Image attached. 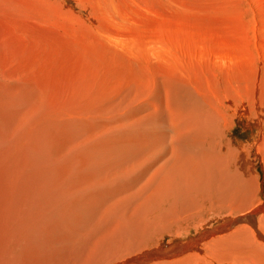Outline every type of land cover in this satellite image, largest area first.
Here are the masks:
<instances>
[{
    "label": "rangeland",
    "instance_id": "obj_1",
    "mask_svg": "<svg viewBox=\"0 0 264 264\" xmlns=\"http://www.w3.org/2000/svg\"><path fill=\"white\" fill-rule=\"evenodd\" d=\"M34 3L42 9L35 6L33 11L43 12L49 20L35 22L32 18L35 13L29 14V10L23 13L35 22L27 23L32 31L29 27L31 33L23 41L27 44L22 43L16 49L18 61L11 55L14 61L9 63L10 73H0V264H74L82 256L76 248H84L90 240L88 224L92 223L91 233L99 228L105 208L100 211L98 208L107 204L104 193L110 194L109 183L99 189L92 180H100L99 173H109L110 168V175L116 174L114 166L118 163H128L119 168L141 163L139 168L143 169L151 161L169 163L170 139L175 131L168 129L165 86L176 85L171 81H186L204 94L207 82L214 84L228 79L230 85L244 80L250 83L255 73L259 77L256 84L260 85V76L264 77V0H35ZM17 12L14 9L9 15ZM14 72L19 75L14 77ZM175 90L179 98L183 91L178 85ZM16 93H20L19 98ZM67 115L75 116L65 120ZM73 123V127L69 126ZM245 123L236 119L234 126L226 130L225 139L234 143L253 141L256 130L245 129ZM125 143L131 148L127 149ZM179 150L182 158L183 148ZM251 169L246 187L254 188L251 205L255 207L264 203L263 164L254 163ZM48 178L58 179L57 183ZM88 181V191L96 190L101 198L90 207L81 208L83 205L77 198H83V184ZM234 196L232 203L221 211L204 209L196 217H175L170 224L160 226L159 231L145 236L139 248L115 250L104 259L105 264L155 252L164 245L184 244L199 237L206 228L212 230L223 220L247 213L248 205L237 201L239 194ZM168 204L165 208L169 210ZM205 204L204 198L207 207ZM25 210L27 214L20 213L26 217L19 215V211ZM26 218L29 225L24 223ZM201 219L203 226L198 223ZM263 220L260 217L257 223L240 224L248 230L244 229L252 243L251 252L248 253L243 241L229 246L224 243L225 252L222 246L219 248L224 257L230 246L235 255L241 251L242 255L248 253V258L250 254L257 256L259 248H264V239L255 235L258 231L254 227L264 234ZM34 225L37 231L41 226L42 234L34 232ZM234 231L229 229L226 233ZM38 233L49 239L48 250L42 243V253L48 256L34 252V244L27 242ZM81 234H85L84 239L79 237ZM40 235L34 238L37 246ZM127 236L124 235L125 240L121 238L123 241L118 239L120 246L134 244L135 240ZM77 239L78 245L70 246ZM83 252L84 249L80 250ZM84 262L88 263L87 259Z\"/></svg>",
    "mask_w": 264,
    "mask_h": 264
},
{
    "label": "bare ground",
    "instance_id": "obj_2",
    "mask_svg": "<svg viewBox=\"0 0 264 264\" xmlns=\"http://www.w3.org/2000/svg\"><path fill=\"white\" fill-rule=\"evenodd\" d=\"M34 1L32 4V0H0V73H3V75L10 73V66L12 64L9 63L10 61H14V59L12 60L13 57H15L16 59V56L18 55L15 54L17 51L16 49H18V47H22V43H26L23 41L26 40V38L30 35L32 31V28L30 26H27V23H45L49 20V18L48 20L44 18V14H42V11L41 14H36L37 12L33 11L34 9L36 10V8H41L38 5L37 7ZM38 4L40 5L39 2ZM14 9H17L18 12L9 15L10 12ZM26 10L30 11L29 14L35 13L32 15L34 16L32 18H35V22L31 21L29 18H27V16L25 17L23 13ZM22 15L24 16L22 17ZM23 24L24 26H22ZM29 27L31 31L29 30ZM13 49H15V52H11V50ZM20 69L24 70L23 68ZM26 70L28 72V69ZM12 71H16L15 68H13ZM27 72L25 71V73ZM45 73H47V71ZM256 74L257 73L252 76V80L250 83L248 82V80H244L243 83L237 82L234 85H230L228 79L226 82H220V79L214 84H209L207 81H205L207 83L204 85V94H202V92L198 88L194 87L192 84L187 83L186 81H183L182 83H179L177 81H171L175 82V84L178 85L180 92L183 91V93H180L182 95H180L179 98H177L176 96V94H178L175 90L176 85L172 83L171 85L165 86V90L167 93L165 92L166 100L164 101L167 104V110L170 117L168 129H171V131H175L174 133H172V137L170 139L171 151L169 156L166 153V157H170L167 161L169 163H151L152 161L150 163L147 162L146 164H148V168L146 169L139 168V165L141 163H129L130 166H127L125 168L119 167L128 163H118L116 166H114L117 170L116 174L110 175L111 168L109 169V173H105L103 171H101L100 173L98 172L99 177L101 179H93L92 184L97 185L100 189L103 188L104 183H109L110 194L104 193V197L106 199L107 204L100 205L98 208L99 211L102 208L105 209H103V212H101L102 216L100 217V226L93 233H91L93 230L92 223H89L91 221L92 216L88 218V227H90L88 229L91 230L88 231L86 228V230L90 232L86 234L88 235L90 240L87 242L84 248L80 249L81 246L79 249L76 248V250H79L78 254H81L82 256H78L74 264H105L104 259L110 256L111 254H114L115 250L120 252L126 249L139 248L140 244L146 238L145 236L151 234L156 229L159 231L160 226L170 224L172 222V219H174L175 217L183 216L182 219H188L190 217H196L197 214L201 215V212L204 211V209L219 211L225 209L227 205L232 203V198H235V193L239 194V199L237 201L240 204L245 203L248 205L249 208L245 210L247 211V213L234 218L226 217L228 218V220H223V222L220 223L216 228L212 230H207L206 228V230L203 231L199 237L191 239L189 242H186L184 244L179 242L177 244H169L167 246L164 245L161 247V250H156L155 252H149L146 254L144 253L143 255H139L133 259L116 263L130 264L132 261L136 264H138L137 262H142L141 264H185L188 262L190 264H195V262L201 264H254V262L256 261L255 264H264L263 247L259 248L257 256L254 254H250L251 257L248 258V253L251 252L250 244L252 245V243L248 238L249 234L245 232V230L247 229L244 226H240V224L242 225L241 222L257 223L260 217H264V203L253 207L251 205V202L252 197L254 198L252 190L254 188L246 187V180L249 182V180L246 179V177L249 176L247 175V173H250V171L252 170V165H254V163H262L264 171V77L260 76V85H257L256 82L259 77ZM17 75L19 74H16L14 77H16ZM27 75L28 74H26V76ZM208 81L210 82V79ZM190 86L192 87V89H190ZM15 96L19 98L20 93H16ZM74 116L75 115H67L65 120L71 117L74 118ZM47 118L48 120L51 119L49 117ZM44 119L47 120L46 118ZM236 119L246 121L245 129L256 130V136H254L255 138L253 141L242 142L238 140L239 143H234L235 141L231 139H225L226 130L230 128V126H234V121ZM165 121H167V119ZM67 122L69 123L68 120ZM70 123L72 124V122ZM71 124H69V126L71 127L75 125V123H73V125ZM128 144H126L127 149L131 148H128ZM137 144H139V142ZM148 145L150 144L148 143ZM179 147L183 148V153H181L183 154L182 158L179 157L181 152L179 150ZM135 150V148L132 149L133 152ZM164 151L167 152V150ZM131 155H133V153ZM163 157L165 158V156ZM165 160L163 159V161ZM228 163L234 164L229 166ZM97 166H94L93 173H96L95 169ZM53 179L55 181L58 180L52 178L51 180L49 179L50 182ZM116 180L118 181V183H113V181ZM85 183L83 184L84 193L82 191L83 198L81 200L79 199V197L77 198L79 200V203H82L83 205L81 208L85 206L90 207L91 204H94L95 200L97 201V198H101V196L97 194L96 190H93L94 194H92L93 191H88V188L90 187L89 181L87 182V184ZM59 186L63 187L61 185ZM38 188L39 187L37 186V189ZM42 190H40V193ZM52 190H54V186ZM34 191L35 189L33 190V192ZM46 191H48L47 187ZM43 192L44 190L42 191V193ZM27 193H29V191H26V194ZM34 195H36L35 192ZM42 196H44V193ZM42 196H40V198ZM34 198L35 197L32 196L31 199ZM204 198L207 199V204H205L207 207L204 206ZM31 199L30 202H32ZM41 200L43 199L41 198ZM166 203H169V208L171 207L169 210L165 208ZM106 208L108 209L106 210ZM233 208L238 207L236 206ZM70 209V211L72 212V208ZM75 209L76 208H74L73 210ZM162 209H165V211ZM20 212H25L27 214L28 211H19V213ZM59 213L62 214V212L60 211ZM22 214L23 213H20L19 215ZM26 214L23 215L25 216ZM63 215L66 214L63 213ZM184 215H186V217ZM28 216L30 218L29 214ZM27 218L26 221L23 220L24 223L28 222ZM203 220L204 219L198 221V223L202 226ZM27 225H29V222ZM36 225H34V232L37 228ZM235 226L239 228L236 229ZM229 229L235 231L231 234L226 233V231H228ZM254 229L258 231L255 233V235L257 237L259 235L261 238L264 239V234L260 232V230H258L256 227H254ZM37 232H41L42 234L43 230L41 229V226L39 227V230ZM39 233L37 234V236L32 235L33 237L30 238L32 240L30 241L27 239V242L28 244H34L32 246L34 252L39 251L44 256H48L46 253H42L44 252L42 243L45 244L44 247L47 246L48 250L49 244L47 241L49 239L43 237ZM19 234L21 235V233ZM38 235L41 236L38 241L40 243L39 246L35 245L38 243L36 242V239L34 240L35 236L36 238H39ZM83 235L79 237H82L84 239ZM124 235L130 236L129 238L131 239V241L135 240L134 244L128 247V245L130 244L123 242L124 245L120 246V242H118V239L123 241L121 239L123 238L125 240L126 237H124ZM204 238L206 239L204 240ZM83 239L82 241L84 242ZM128 239H126V241ZM202 240H204L203 244L201 243ZM33 241L36 243H33ZM78 241V239L73 240L70 243V246L72 245V243H74V246L78 245ZM131 241H129L128 243H131ZM240 241L245 242V247H247L249 250L248 253L246 255H242L241 251H239L235 255L231 251L230 246L229 249H226L228 251L226 252L228 255L224 257L222 253L223 251L225 252V248H223L224 243L225 246H229L232 245V243L235 244L236 242ZM221 246L223 248L222 252L219 249ZM26 249L28 250L27 247ZM69 249L73 250L72 247H70ZM83 249L84 252L80 253V250ZM21 250L23 249L21 248ZM177 256L179 257L175 259L170 258ZM84 258L87 259L88 263L84 262ZM15 260L18 261L19 259H16L15 257ZM101 260L102 263H99Z\"/></svg>",
    "mask_w": 264,
    "mask_h": 264
}]
</instances>
